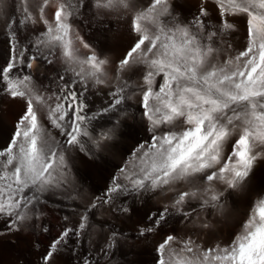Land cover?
<instances>
[{"label":"snow or ice","instance_id":"1","mask_svg":"<svg viewBox=\"0 0 264 264\" xmlns=\"http://www.w3.org/2000/svg\"><path fill=\"white\" fill-rule=\"evenodd\" d=\"M109 18L126 20L130 37L115 60L97 48ZM0 36V97L21 103L0 149V238L14 245V234L47 232L42 205L80 199L77 163L100 172L106 153L123 155L147 132L103 196L69 205L76 220L62 217L43 264L75 253L97 214L133 227H113L103 246L75 256L82 264H100L99 256L112 264L117 246L135 256L124 245L157 234L155 264H264V0H199L195 14L180 0H0ZM57 62L61 71L38 78ZM89 85L109 89L94 111ZM156 192L175 195L136 219V205ZM177 215L213 234L221 224L236 232L205 243L200 232L166 231Z\"/></svg>","mask_w":264,"mask_h":264},{"label":"bare ground","instance_id":"2","mask_svg":"<svg viewBox=\"0 0 264 264\" xmlns=\"http://www.w3.org/2000/svg\"><path fill=\"white\" fill-rule=\"evenodd\" d=\"M180 3L185 6L186 12H190L191 14H195L197 12L199 0H180ZM108 23L111 25L112 30L106 32V39L100 37L97 48L98 51H102L103 55L109 56L111 59L115 60L121 54L122 49L127 47L130 40L127 21L109 18ZM37 27L43 28L42 25H37ZM97 31V29L93 28L91 31H85L82 34L86 39H89L94 38V34H96ZM235 42L238 43L240 40L237 39ZM4 47L3 37L0 36V52L3 51ZM81 51L84 50L82 49ZM62 69L63 65L59 62L55 65H48L42 70V74H38V78L43 79L44 76L49 73L54 75L56 71H61ZM108 91L109 89L103 85L97 87L89 85V90L85 93V95L88 97L87 103L93 111L106 102L108 99ZM7 101V98L0 97V149L7 146L15 128V123L10 122L8 115L6 114L7 111L3 107L7 105ZM128 103L131 104L133 102L128 101ZM133 111H135V108H133ZM137 119H139V117H137ZM132 122L133 121H129V123ZM148 135L149 134L147 132H142L140 135L136 136L135 139L128 141L123 149V155H111L106 153L105 155L110 163L105 165L104 169L100 172L86 171L79 165V163H77V165L73 168L72 175L79 187L80 199L75 202L64 203L49 200L46 205H42L43 211L45 207L49 208L60 218L63 226L65 221H63L62 217L65 215H68L71 218L70 223H74L76 216L73 215V207H70L69 205L73 204L83 207V205L89 200L98 196H103L107 187L110 186L111 180L117 176L119 168L122 167L125 161L129 158L131 150L137 146L138 142H142L147 139ZM118 142L119 141L117 140L116 143ZM173 194L174 193L161 194L160 192L145 194L143 199L136 205L139 209L136 219H139V217L144 216L150 211L163 209L165 203H171V197H173ZM234 204H236V198H230L228 200V207L231 209ZM243 212L244 205L242 203L237 204L236 211L233 213L235 222L238 223L239 220L242 219ZM50 221L51 220H49L47 215H45L42 220L38 222L40 225L47 226V232H43L40 228H37L34 234L31 232L14 234L16 237V243L14 245H10L8 243L9 239H11L10 237L0 238V261H2V264H43L41 257L49 247V244H46L43 241V238H56L58 236L57 234L60 232L59 231L56 234L53 231L51 226L53 223H50ZM93 223L95 224V227L91 230L90 237H87L82 241L81 246L76 248L75 253H73L71 248H69L68 250L58 254L57 257L61 264H82V261L78 262L75 259V256L82 255L89 249H92L94 252L96 248L103 246L105 237L110 233L113 227L119 229H131L134 221L130 222L123 220V218L116 219L115 217L97 214ZM101 225H103V227H101ZM4 227V222L0 221V230ZM173 230L176 234H182L183 232H200L201 235L199 239L205 243H207L213 235L226 243L231 240L232 236L236 232V228L232 227L231 224H221L217 226L215 233L213 234L207 230H201L194 226L191 223V220L184 221L179 215L174 217L173 224L170 228L166 229L168 232H172ZM131 234L132 233L129 232V235ZM160 240L161 236L157 234L150 236L147 240H143V238H141V240L128 241V244L124 245V249L127 251L130 245H134V251L137 253L135 256L129 255L127 257H122L119 250L120 246H117V248L114 249L115 257L112 259V264H124V259H135L138 261V264H155L156 252L154 249ZM97 259L100 260V264H107L106 257L99 256Z\"/></svg>","mask_w":264,"mask_h":264},{"label":"rangeland","instance_id":"3","mask_svg":"<svg viewBox=\"0 0 264 264\" xmlns=\"http://www.w3.org/2000/svg\"><path fill=\"white\" fill-rule=\"evenodd\" d=\"M50 11H54V8H50ZM43 26V25H42ZM237 43V42H236ZM240 42H238L237 44H239ZM82 50V49H81ZM11 105V106H10ZM5 109H6V114L8 115V119L10 120V122H13V123H16V119L17 117L19 116L20 112H21V103L19 101H12L10 99H8L7 101V105L6 106H3ZM175 194V193H174ZM173 194V196H174ZM44 212L47 213V217L49 218L50 223H53L51 224L52 228H53V231L57 234L59 231L62 230V227H63V224H62V221L60 220V218L54 214L49 208L45 207L44 208ZM54 218V219H52ZM58 221V223H57ZM56 224V225H54ZM58 227V229H57ZM60 233V232H59ZM59 233L57 235H59ZM54 239V238H53ZM53 239H50V238H47V237H44L43 238V241L46 243V244H50L51 241ZM56 264H61L60 261L58 260V257L56 259Z\"/></svg>","mask_w":264,"mask_h":264}]
</instances>
